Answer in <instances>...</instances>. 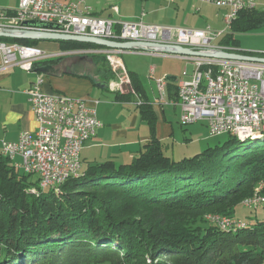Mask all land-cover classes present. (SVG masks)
Here are the masks:
<instances>
[{"label": "trees", "instance_id": "trees-1", "mask_svg": "<svg viewBox=\"0 0 264 264\" xmlns=\"http://www.w3.org/2000/svg\"><path fill=\"white\" fill-rule=\"evenodd\" d=\"M258 28H264V9L241 11L219 44L237 50L235 35ZM57 42L63 52L100 49ZM89 58L85 75L106 89L114 73L105 55ZM126 75L135 96L114 93V99L136 97L139 117L150 131L149 141L128 163L90 164L83 175L45 192L35 191L38 180L18 172L0 152V264H264V221L221 229L204 220L210 214L234 218L257 187L264 195V139L240 143L228 136L193 158L164 156L140 78ZM167 96L177 101V89Z\"/></svg>", "mask_w": 264, "mask_h": 264}, {"label": "built area", "instance_id": "built-area-1", "mask_svg": "<svg viewBox=\"0 0 264 264\" xmlns=\"http://www.w3.org/2000/svg\"><path fill=\"white\" fill-rule=\"evenodd\" d=\"M88 1L18 0L15 8H0V33L21 36L30 32H53L24 26V23L38 22L58 25L61 28L57 31L69 36L158 44V47H141L132 52L170 55L193 65L191 76L177 82L175 102L180 106V126L203 122L211 137L259 133L264 129V63L187 56L177 48L213 56L220 52L237 54L236 49L224 47L219 41L228 34L231 23L241 11L257 8L256 0H191L225 11L222 20L226 29L220 31L209 27L196 30L148 24L142 20L144 13L136 20L94 17L87 6ZM112 11L118 13L116 7H112ZM74 53L105 55L112 72L117 75L119 63L114 58L125 51L84 49ZM254 57L264 58V52ZM50 58L53 55L36 46L0 41V74L12 69L31 74L34 64ZM183 75H186L185 69ZM43 78L38 75L24 91L37 123L36 130L34 133L23 131L17 142H2L0 147L1 154L18 172L37 175V186L32 187L35 191L50 186L61 188L65 181L83 175L80 153L83 145L94 138L101 127L95 107L90 106L87 99L70 98L60 93L44 94L41 91ZM117 78L108 83L107 89L119 94L131 91L126 71ZM155 83L159 92L158 103H164L167 80L164 77ZM131 93L135 96L133 91ZM135 104L139 105V102L136 100ZM242 206L247 210L261 209L264 195L254 197ZM208 222L217 227L245 223L226 216H215Z\"/></svg>", "mask_w": 264, "mask_h": 264}, {"label": "crops", "instance_id": "crops-1", "mask_svg": "<svg viewBox=\"0 0 264 264\" xmlns=\"http://www.w3.org/2000/svg\"><path fill=\"white\" fill-rule=\"evenodd\" d=\"M56 1L67 2L68 0ZM113 1L89 0L87 6L94 17H110L119 20H135L137 18L136 13H123L118 9V13L113 12L112 7L117 8V5L112 3ZM138 1L140 2V8L145 10L142 13L144 15L148 14L149 11L147 12L146 10L149 5L148 3L154 0ZM179 1L184 2L183 0L175 1L173 3L175 4L174 9L178 8ZM105 2H111V4L109 3L106 6ZM256 3L258 9H264V1L256 0ZM142 18H145V16ZM41 42L38 46L43 51L53 55V60L65 56V52L61 50L58 42L44 40ZM126 54H130L131 56L137 55L135 52H127ZM138 55H141L140 57L144 60L143 63L137 66L132 65V70H128L126 65L125 68L126 71L133 72L140 78L142 89L146 95V101L151 105V110L156 118L154 126L155 138L162 144L164 149L167 147L166 144L169 141L174 142L175 140V124L180 127V106H178L177 102L173 105L169 102L172 101V98L167 96V91L173 93L179 80L191 76L193 65L189 64L190 69L188 71L186 66H184L182 71L184 72L185 69L186 75H183L181 74L180 66L185 65V62L181 59L153 56L139 52ZM164 59L172 62L168 63ZM51 65L57 69L60 68L61 75L58 77L45 75L41 88L42 92L44 94L60 93L70 98L87 99L88 104L95 107L96 118L101 123L96 136L83 145L84 147L80 153L82 170L84 171L90 164H100L109 160L117 164L128 163L150 139L147 123L139 117L137 111V105L135 104L137 99L133 98L131 101L126 102L115 101V94L113 92H108L104 88H97L99 84L98 79L91 75L86 76L85 74L73 72V68H77V66L64 63V59L57 64ZM84 65H87L86 62H84ZM145 69L148 70V77L153 80L155 87L156 80L164 77L171 78L170 83L172 85H167V83L165 85L166 97L164 103L159 104L157 96L149 97L147 90H145L142 78L146 79V77L140 75L145 74L143 71ZM18 70L12 69L0 74V147L2 142H17L21 132L34 133L37 128V123L34 121L31 108H29L28 98L24 94V91L41 74L34 70V72L29 74L27 79H21L19 72H16ZM100 103H103L105 106L98 110Z\"/></svg>", "mask_w": 264, "mask_h": 264}, {"label": "rangeland", "instance_id": "rangeland-1", "mask_svg": "<svg viewBox=\"0 0 264 264\" xmlns=\"http://www.w3.org/2000/svg\"><path fill=\"white\" fill-rule=\"evenodd\" d=\"M175 1H178V0H175ZM183 1H184L183 3L181 1L178 2L177 9H174L175 4L168 3L167 0H154L151 3L149 2L148 7L146 8L147 12L149 11V13L145 14V18H142V20L148 24L154 23L157 25H161V26L164 25V26H168L171 28L181 27V28H186V29L190 28V29L202 30V29H205L206 27H209L213 31L215 30L220 31V30L226 29V26L221 20L222 16L225 14L224 10L219 9L215 6L213 7L210 4H207L204 2H193L191 0H183ZM17 2L18 0H0V8L2 7L11 8V9L15 8V6L18 4ZM109 3L111 4V2H105V5L108 6ZM112 3L116 4L117 9L121 10L123 13H134V14L136 13L135 14L137 15L136 19H139L142 11H145L144 9L140 8V2L138 0H114ZM37 33H40V32H37ZM46 33L64 34V33L57 31V29L53 30V32H46ZM64 35H67V34H64ZM235 39L238 41V46H239L237 49V52H240V53L244 52V53L252 54V56L250 57H253V58H255L254 55H258L264 52V28H258V29H255V31L235 35ZM52 42H55V41H52ZM123 42H128V41H123ZM123 42L120 41L118 43H123ZM36 47L40 49L41 51H43L39 46H36ZM99 47L100 49H97V50H102V51L109 50L105 47H101V46ZM85 50H88V49H85ZM114 50H119V49H114ZM77 51H80V50H77ZM119 51L121 52L125 51V54H119L115 56L114 58V60H116L119 63L117 64L118 65L117 69L119 71L117 72V75L113 74L114 79H111L113 81L115 79H118L117 77L123 76V72L126 71L125 65L127 66L128 70H132L131 68L132 65H135V66L141 65L144 61L140 57L141 55H138V52L136 53L134 51L135 54L137 55L131 56L130 54H126V53L132 52L133 50H130V51L119 50ZM90 55L91 54L74 53V51L65 52V56H61L60 58L62 59H60L57 63H59L60 61L64 59V63L68 65L73 64L77 66V68L79 67L78 69L73 68V72L85 74L86 70L91 68V66H89L88 64ZM84 56H87V59L80 62L79 59ZM164 56L174 58L173 56H170V55H164ZM190 56H193V55H190ZM160 57H163V56H160ZM53 59L54 58H50L48 60H53ZM164 60L168 63L172 62V61H169L168 59H164ZM84 62H86L87 65H84ZM107 63L109 65L108 61ZM46 65H51V64H46ZM184 66H186L187 71L190 69V65L185 63V65L180 66L181 71ZM109 67L111 66L109 65ZM143 71L145 72V74H140V75H142V77H146V79L142 78V81H143L145 90H147V93L149 94V97L157 96V98H159V92L156 89L153 80L148 77V70L145 69ZM16 72L17 73L19 72V76L21 79H27L29 77V74L22 72L20 70ZM181 74H183V71L181 72ZM110 82L111 81H109V83ZM107 91L112 92L109 89H107ZM104 106L105 105L103 103H100L98 110ZM175 129H176L175 135H174L175 140L174 142L169 141L168 144H166L167 147L163 149V154L164 156H167V157L169 156L176 161L181 160L182 158H193L195 155L206 151L208 148H214L226 142L227 141L226 139L228 137V135H220V137L209 136L207 127L205 126L203 122L193 123L192 125L183 126V127L182 126L179 127L178 125L175 124ZM262 135L263 137L260 138L259 140L257 139V140H249V141H255V142L260 141V140L263 141L264 134ZM229 137H232V136L229 135ZM36 179H37V175H31L30 177L31 181H36ZM255 190H258V192L256 193H258L259 195L260 187L255 188L253 191L254 193H255ZM46 191H49V190H46ZM254 193L252 196H249V198L253 197L256 194ZM245 200L246 199H244L241 202V204H239L240 206L238 207L237 213L233 219H236V220L240 219L245 222L244 223L245 225H247L246 223H248L249 226L254 225L256 222H263L264 221V207L256 211L247 210L246 208L242 206ZM210 216H219V215L210 214V215L204 216V220H206L210 226L211 225L214 226L215 224L208 222L210 221L208 220Z\"/></svg>", "mask_w": 264, "mask_h": 264}, {"label": "water", "instance_id": "water-1", "mask_svg": "<svg viewBox=\"0 0 264 264\" xmlns=\"http://www.w3.org/2000/svg\"><path fill=\"white\" fill-rule=\"evenodd\" d=\"M24 26H31L34 28H39V29H49V30H56V29H60L61 27H59L58 25H51V24H41L38 22H29V23H24ZM3 38H7V39H13V40H17V39H24V40H34V41H65V42H70V41H75V42H79V43H88V44H92L95 46H101V47H105L107 49H119V50H126V51H130V50H136L137 48H141V47H146V48H150V47H158V44H154V43H142V42H123V43H118V42H113V41H103L100 39H94L91 37H87V36H75V35H64V34H54V33H37V32H30L26 35H9L6 33H0V39ZM180 51V53L184 54V55H193V56H198V57H209V58H213V59H223V60H236V61H250V62H261L264 63V58H253L250 56H246V55H239V54H235V53H226V52H220L216 55H209V54H200L197 52H194L192 50L189 49H184L182 47H177ZM85 59H87V56H84L82 58H80V61H84ZM37 73L45 76H51V77H58L59 75H61V70L60 68H56L53 67L52 65H44L41 67H38L35 70ZM167 81L171 82V78L167 77L166 78ZM105 88V85H101L98 84L97 88ZM264 134V133H262ZM261 133L260 134H246V135H242V136H236L234 135L231 138L236 139L239 142H242V140L244 139H259L261 136H263ZM229 136V135H228ZM220 137V136H219Z\"/></svg>", "mask_w": 264, "mask_h": 264}, {"label": "bare ground", "instance_id": "bare-ground-1", "mask_svg": "<svg viewBox=\"0 0 264 264\" xmlns=\"http://www.w3.org/2000/svg\"><path fill=\"white\" fill-rule=\"evenodd\" d=\"M114 50V49H113ZM262 134V133H264V129H261V131L259 132V133H246V134ZM246 134H240V135H236V136H242V135H246ZM234 136V135H233ZM232 136V137H233ZM263 136H261L260 138H262ZM259 138V139H260ZM258 139V140H259ZM247 140H257V139H249V138H247V139H244V140H242V142H244V141H247ZM79 176H81V175H79ZM79 176H76V177H79ZM76 177H74V178H72V179H76ZM58 188H60V187H58V186H50V188H46L47 190H50V189H53L54 191H57V189ZM46 189H42L41 191H45ZM31 193H33L34 195H38V194H40V193H35L34 192V190L33 191H31ZM254 197H261L260 196V194L258 195V193H256L253 197H251V198H247L244 202H243V204L244 203H249ZM213 217H215V216H210L209 218H208V220H210V219H213ZM245 226V224L244 223H241V224H237V225H229V226H224V227H220L221 229H224V228H242V227H244Z\"/></svg>", "mask_w": 264, "mask_h": 264}]
</instances>
